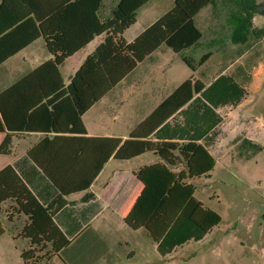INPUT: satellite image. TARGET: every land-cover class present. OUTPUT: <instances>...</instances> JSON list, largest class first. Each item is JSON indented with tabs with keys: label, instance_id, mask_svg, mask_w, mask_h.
<instances>
[{
	"label": "trees",
	"instance_id": "obj_1",
	"mask_svg": "<svg viewBox=\"0 0 264 264\" xmlns=\"http://www.w3.org/2000/svg\"><path fill=\"white\" fill-rule=\"evenodd\" d=\"M15 1L20 6L18 13L6 10L10 0H0V40L13 27L20 35V48L41 35L53 60L44 62L13 86L37 89L42 99L33 100L21 109L7 108L5 111L2 106L3 94L0 95V154L7 152L11 142L9 133L19 130V121L36 122L42 113L48 115L52 132H61L59 123L65 120L71 125L70 131L76 130L74 126L77 125L81 134H85L82 115L160 44L164 43L175 53H181L197 44L202 32L195 25L194 18L202 9L214 4V0H173V7L168 12L133 43L125 44L123 32L135 22L137 10L151 0H119L112 16L104 22H100L96 16L102 0H63L53 12H47L46 6L37 10L35 7L39 0ZM231 1L237 8L228 20L232 33L231 42L243 45L253 31L254 16L264 15V11L257 10L264 3L257 4L256 0ZM101 35H104L103 42L85 59L63 88L59 66L95 36ZM208 57L209 55L202 56L200 64ZM3 58L5 56L0 54V63ZM183 61L192 69L186 57H183ZM200 85L202 86L200 81L191 78L184 81L138 129L150 127L145 137L149 136L184 106L193 93H198ZM45 87L61 89L45 93ZM46 97L50 98L43 101ZM48 107L51 109L48 110ZM24 128L34 127L26 124ZM93 141L100 143L97 146L100 159L94 168L84 164L76 165L80 161L77 163L76 159L70 157L42 156V147L46 143L44 141L28 150V157L58 190V194L45 206L40 204L11 166L0 170V213L2 206L11 201L14 203V214L22 215L26 220L20 231V237L29 243V249L21 253L25 264L49 259L67 246L68 240L54 223L53 217L64 206L75 204L68 202L65 196L85 192L79 202H87L93 198L88 191L89 186L112 154L116 158L129 159L151 151L170 166L182 162L186 167L185 175L182 172H171L164 164L140 169L136 173L137 185L117 212L132 230L144 229L158 244L160 253L166 255L189 240L199 241L220 224L221 217L196 198V187L188 182L207 175L215 166V159L202 145L195 142L177 145L148 141H138V144L124 141L121 144L119 139L112 138H97ZM47 143L53 145L54 142ZM130 144L138 145V148L129 146ZM239 148L241 151L248 150L251 156L264 150L246 139ZM10 216L8 220H12L9 219ZM2 234L0 223V236ZM48 246L47 251L38 252Z\"/></svg>",
	"mask_w": 264,
	"mask_h": 264
},
{
	"label": "crops",
	"instance_id": "obj_2",
	"mask_svg": "<svg viewBox=\"0 0 264 264\" xmlns=\"http://www.w3.org/2000/svg\"><path fill=\"white\" fill-rule=\"evenodd\" d=\"M62 1L39 0L35 8L39 10L42 6H46L47 12H53ZM118 2L119 0H102L96 12L100 22L112 16ZM150 2L137 10L135 22L123 32L122 37L125 44L133 43L148 27L173 7V0H170L168 10L156 17L155 12L148 9ZM206 8L208 7L204 9ZM204 9L194 18L195 25V19ZM6 10L18 13L20 6L15 0H10ZM202 38L203 34L195 46L181 53L173 52L162 43L138 62L131 72L82 115L81 121L85 134H81L77 125L74 126L76 130L70 131L71 125L65 120L59 123L61 132H52L50 121L47 119L48 115L43 113L36 122L33 120L29 123L19 121V128H17L19 130L9 133L11 142L7 152L0 154L2 157L10 158L0 170L11 166L40 204L45 206L58 194V190L27 155L28 150L41 141L46 142L42 147L44 151L42 156L70 157L76 159L77 163L80 161L76 165L84 164L91 168L98 165L100 159L97 149L100 143H96L93 139H119L121 144L124 141L134 144H138L136 143L138 141H148L177 145L195 142L202 145L215 159V166L207 175L188 180L195 187L196 181L206 178L218 164L221 166L225 164V160L222 159L227 156L229 145L231 149L239 153L241 150L239 145L246 139L264 149L261 145L264 141V113H259L260 109L257 110V102L254 101V95L264 85V65L255 66L254 63L251 64L248 59H245L254 45L249 41L241 45L214 36L209 37L205 45L207 50L200 54L197 53L198 61L193 64L184 53H193L203 46L201 45ZM103 40L104 35L95 36L64 60L59 66L63 88L68 85L85 59ZM20 42V35L14 31V27L0 40V54L5 56L0 63V95L3 94L2 106L5 111L7 108L19 107L21 109L33 100L42 99L37 89L13 86L44 62L53 60L43 36L36 37L23 48H20ZM246 44L252 46L244 48ZM87 48H90L89 52L66 82L61 73L62 66ZM204 55H209V57L203 64H200V59ZM176 57L187 66L183 61V57H186L192 65V69L189 66L187 68L192 73L176 85L172 86L171 80L164 85L161 78L165 76L171 78V73L167 71L176 61ZM139 70L144 72L139 73ZM230 70H234L232 74H229ZM143 75L148 76L151 81L150 85L136 86L137 80ZM189 78L200 81L202 86L200 85L199 92L193 93L192 98L184 106L145 137L150 127L138 129L139 125ZM59 89L61 87H45L43 92L49 93ZM49 98L46 97L43 101ZM122 106L129 108L128 115L124 117L119 113ZM50 109L51 107H48V110ZM232 119H235L234 123L230 124ZM26 124L34 128L26 129L24 128ZM137 132L140 133L136 134ZM84 138L89 140L86 141ZM50 141L54 142L53 145H47ZM129 146L138 148V145L130 144ZM246 151L247 156L252 158L250 152ZM174 154L179 157L177 152ZM155 164H164L173 173L186 174L184 163L176 162L170 166L151 151L129 159L116 158L112 154L89 186L88 191L93 195L91 200L79 202L85 192L65 196L68 202L75 204L64 206L53 217L54 223L68 240L67 246L60 253L70 249L77 242L86 245L88 241L95 238L99 264H170L166 261L173 259V254L179 248H183L192 241L197 243L206 240L214 228L201 240H189L164 255L159 252L158 244L148 236L144 229L132 230L118 216L117 212L125 198L137 185L136 173L144 167ZM23 225L24 223L22 227ZM14 238H19L26 245V249L22 251L29 249L28 240L21 238L20 232H17Z\"/></svg>",
	"mask_w": 264,
	"mask_h": 264
},
{
	"label": "rangeland",
	"instance_id": "obj_3",
	"mask_svg": "<svg viewBox=\"0 0 264 264\" xmlns=\"http://www.w3.org/2000/svg\"><path fill=\"white\" fill-rule=\"evenodd\" d=\"M256 2L262 4L264 0H256ZM169 3L170 0H153L149 3L148 9H152L158 17L168 10ZM236 9L231 0H214V4L204 9L195 19L196 25L203 34L201 40L203 46L193 53H184L193 64L198 61L197 53L207 50L205 45L209 37L214 36L231 41L232 33L228 20ZM253 22V31L249 34L248 41L254 46L245 59L259 66L264 65V15L256 14ZM251 46L246 44L243 47ZM89 50L90 48H87L62 66L61 73L66 82ZM141 71L139 70V73ZM232 71L234 70H230L229 74H232ZM168 72L171 73V78L165 76L161 80L164 85L171 80L172 86L192 73L184 63L177 60V57L170 69L168 68ZM150 83L148 76L143 75L137 80L136 86H148ZM254 98L257 102V110L260 109L259 113L263 114L264 85L257 91ZM128 110V106H122L119 113L124 117L128 115ZM234 120L232 119L230 124H233ZM106 126L105 124V128ZM261 145L264 146V141ZM228 147L227 156L222 159L225 160V164L222 166L218 164L206 178L195 183L196 198L206 208L216 212L221 217V223L213 229L206 240L197 243L192 241L184 245L173 254V259L166 262L170 264H264V151L251 158L247 156V151L239 150L238 153L235 149H231L230 145ZM9 160L10 158L0 156V168ZM2 207L0 223L3 234L0 236V264H25L21 253L26 249V245L22 240L14 237L21 231L22 224L26 220L22 215L14 214L13 202H6ZM8 216L12 220H8ZM47 249L49 246L38 252L43 253ZM35 264H99L95 238L88 241L86 245L77 242L65 252L54 254L49 259H42Z\"/></svg>",
	"mask_w": 264,
	"mask_h": 264
},
{
	"label": "water",
	"instance_id": "obj_4",
	"mask_svg": "<svg viewBox=\"0 0 264 264\" xmlns=\"http://www.w3.org/2000/svg\"><path fill=\"white\" fill-rule=\"evenodd\" d=\"M257 10H258L259 12L264 11V5L258 6V7H257Z\"/></svg>",
	"mask_w": 264,
	"mask_h": 264
}]
</instances>
